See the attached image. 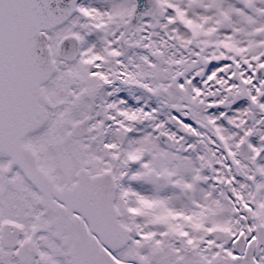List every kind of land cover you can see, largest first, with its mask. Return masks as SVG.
<instances>
[{
    "label": "snow or ice",
    "instance_id": "snow-or-ice-1",
    "mask_svg": "<svg viewBox=\"0 0 264 264\" xmlns=\"http://www.w3.org/2000/svg\"><path fill=\"white\" fill-rule=\"evenodd\" d=\"M0 264H264V0H0Z\"/></svg>",
    "mask_w": 264,
    "mask_h": 264
}]
</instances>
